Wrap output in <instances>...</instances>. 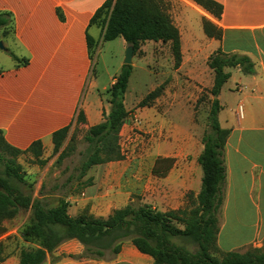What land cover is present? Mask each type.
Wrapping results in <instances>:
<instances>
[{"label":"crops","instance_id":"0c3cea01","mask_svg":"<svg viewBox=\"0 0 264 264\" xmlns=\"http://www.w3.org/2000/svg\"><path fill=\"white\" fill-rule=\"evenodd\" d=\"M104 1L0 0V12L12 17L11 30L6 34L0 30V133L11 147L26 150L40 140L44 149H51L52 134L74 123L80 110L86 127L98 124L109 112L107 89L116 74L108 84L99 86L91 73L103 30L90 20ZM176 1L184 8L171 15L180 32L182 63L186 51L191 54L190 66L201 54L205 57V68L195 74L190 69L194 80L211 88L214 73L207 60L217 49L247 56L253 63L250 73L239 66L225 67L230 76L217 96L219 123L229 134L223 147L225 189L216 243L222 251L260 247L264 239V0H214L222 7L219 17L194 0ZM203 18L220 30V38L205 34ZM87 35L94 44L93 54ZM116 38L128 45L121 36ZM19 59H27V63ZM146 113L141 112L149 115ZM153 120L151 146H138L132 140L129 154L117 160L118 173H105L102 192L95 196L101 206L96 210L95 206L90 210L82 206L81 211L107 217L110 212L105 209L123 207L133 194L143 195V203L160 211L176 210L186 205L187 193H199L203 176L198 162L203 149L201 126L188 117L178 132L175 119L157 116ZM147 163L148 175L141 173ZM226 211L235 226L223 235ZM252 215L257 216L254 224L246 220ZM246 227L249 231L244 234ZM19 257L20 253L14 264ZM3 264L13 263L4 260ZM42 264H154V260L129 240L121 243L116 254L88 257L84 245L72 238L46 253Z\"/></svg>","mask_w":264,"mask_h":264},{"label":"trees","instance_id":"16d2710c","mask_svg":"<svg viewBox=\"0 0 264 264\" xmlns=\"http://www.w3.org/2000/svg\"><path fill=\"white\" fill-rule=\"evenodd\" d=\"M194 2L215 17H219L222 11L221 5L214 0ZM169 9V3L164 0H105L93 14L90 24L101 26L103 40L121 36L128 45L133 46V54L139 50L142 42H168L174 66L178 67L182 61L180 32ZM11 27L10 13L0 12L2 33L6 34ZM202 27L207 36L220 38V30L208 19H202ZM87 42L93 54L94 44L89 35ZM12 56L18 60L15 55ZM19 62L27 63V59H19ZM207 65L214 73L209 93L215 98L207 113L208 131L202 135L203 149L198 162L203 176L196 201L191 204L193 194L189 192L186 200L190 205L186 204V207L176 210L160 211L151 204H135L130 201L123 207L112 210L107 217L94 216L86 209L71 216L67 200L60 199L56 206L42 204L39 199H32L29 193L21 191L22 184H25L22 178L13 173H2L0 220L14 217L21 209H30L31 218L21 230V236L37 244L36 247L21 249L18 264H42L46 253L72 238L84 245V255L88 257H101L106 252L116 254L121 243L129 240L141 252L152 256L154 264H264V248L249 247L247 251L240 253L222 251L216 243V212L223 200L221 188L225 181L223 147L229 134V129H223L218 121L221 106L217 96L230 76L225 67L239 66L244 72L250 73L253 71V63L247 56L227 54L217 49L208 57ZM130 74L131 65L123 64L107 89L109 112L103 114L101 122L88 127L86 139L91 148L111 134L115 137L114 147L117 150L113 151L109 159L121 158L117 139L128 116L124 96ZM162 89L160 85L150 91L139 104L145 105L158 96ZM76 118L80 123L85 122L82 110ZM68 128L66 126L52 134L53 151L59 149ZM34 147L42 149L41 141L32 142L26 150ZM1 149L25 151L8 145L0 133ZM96 162L97 160H93L91 163ZM153 172L156 173L157 168L154 167ZM192 245L195 247L193 251L189 249ZM211 251L219 252L220 256H214Z\"/></svg>","mask_w":264,"mask_h":264},{"label":"rangeland","instance_id":"374dc122","mask_svg":"<svg viewBox=\"0 0 264 264\" xmlns=\"http://www.w3.org/2000/svg\"><path fill=\"white\" fill-rule=\"evenodd\" d=\"M164 1L169 3L171 15L173 11L178 14L184 10L176 0ZM199 29L202 31L201 27ZM121 41L115 38L99 42L91 71L92 78H96L99 86L108 84L110 77L117 74L123 65L127 46H124ZM190 55V52L186 51L183 57L186 63L183 64L181 61L180 65L175 67L170 45L158 41L142 42L139 50L133 54L130 64L131 74L124 96L128 116L124 120L117 139L120 159H125V155L129 154V147L131 148L133 144L132 140L138 143V146H151L152 136H154L152 134L154 130L151 129L156 125V120L153 119L157 116L162 119L177 120L178 132H180V125L188 117H192L201 126L202 135L208 131L207 113L215 96L209 93L208 86L194 80L193 75L190 74V69L195 74L205 68L204 55L198 56L199 60L195 61L196 64L192 66L187 64L190 62L188 60ZM160 85L163 89L158 96L149 100L145 105L139 104L150 91ZM106 99H109V95ZM143 110L149 115L143 116L141 114ZM138 117L141 120L139 123L137 122ZM217 117L219 121V113ZM87 134L88 127L78 122L76 118L74 123L69 125L67 134L57 151H53V148L46 150L35 147L16 152L1 149L0 174L8 172L22 178L25 184H22L21 191L29 193L32 199H39L42 204L56 206L60 199L67 200L71 206L70 215L80 212L82 206L89 210L95 206L96 210L101 204L97 203L98 197L95 198V196L102 192L105 173H118L117 160L120 159H109L113 151L117 150L114 147L115 137L112 134L92 148L86 139ZM93 160L97 162L91 163ZM141 173L147 175L150 173L149 163L141 169ZM12 181L17 183L15 179ZM224 186L225 181L221 188L222 198L224 197ZM130 197L135 204L144 202V196L141 194H133ZM195 197L196 195L193 194L190 199V202L193 201L191 204L196 201ZM190 202L187 203L186 200V204L190 205ZM222 203L216 212L217 225L221 215L223 216L221 214ZM105 210L111 213L113 209ZM30 218L31 210L21 209L14 217L0 220V245L2 247L0 264H3L4 260L14 264L21 249L36 247V242L25 240L21 236V230L29 223ZM246 220L254 224L257 222V216L252 215L251 219L247 217ZM234 224L235 220L230 212L226 211L223 235L228 233L229 229L232 230ZM248 231V227L244 228V234ZM249 247L252 246L239 252L244 253ZM258 248L263 249L264 242ZM189 249L193 251L195 247L192 245ZM211 253L214 256H220L219 252L211 251Z\"/></svg>","mask_w":264,"mask_h":264},{"label":"water","instance_id":"95a60500","mask_svg":"<svg viewBox=\"0 0 264 264\" xmlns=\"http://www.w3.org/2000/svg\"><path fill=\"white\" fill-rule=\"evenodd\" d=\"M0 48H3V44L1 41H0ZM132 57H133V46L130 44L127 45L126 47L123 64L130 65L132 63Z\"/></svg>","mask_w":264,"mask_h":264},{"label":"built area","instance_id":"2783aa9c","mask_svg":"<svg viewBox=\"0 0 264 264\" xmlns=\"http://www.w3.org/2000/svg\"><path fill=\"white\" fill-rule=\"evenodd\" d=\"M137 118V117H136ZM137 122L139 123L140 121L137 120Z\"/></svg>","mask_w":264,"mask_h":264}]
</instances>
